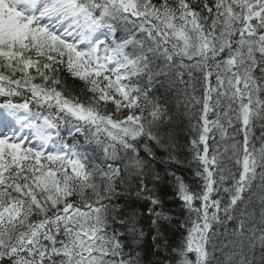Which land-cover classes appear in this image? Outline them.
<instances>
[{
  "label": "snow or ice",
  "instance_id": "1",
  "mask_svg": "<svg viewBox=\"0 0 264 264\" xmlns=\"http://www.w3.org/2000/svg\"><path fill=\"white\" fill-rule=\"evenodd\" d=\"M0 264H264V0H0Z\"/></svg>",
  "mask_w": 264,
  "mask_h": 264
},
{
  "label": "trees",
  "instance_id": "2",
  "mask_svg": "<svg viewBox=\"0 0 264 264\" xmlns=\"http://www.w3.org/2000/svg\"><path fill=\"white\" fill-rule=\"evenodd\" d=\"M161 92H163V89H161ZM165 99H168V107L173 112H175L177 109L175 107L174 96H173V98L169 99L168 96L166 95ZM180 110L182 111V109H180ZM175 131H176L177 142L183 146L189 138L188 120L186 118H182V117L177 116L176 117ZM255 132H256V135L259 136V132H260L259 127H257L255 129ZM183 171H184L185 176L189 180H191L192 179V171L187 166L183 169ZM168 205L172 208V210L174 212L178 211L176 203L174 201H172L171 199L168 201Z\"/></svg>",
  "mask_w": 264,
  "mask_h": 264
}]
</instances>
